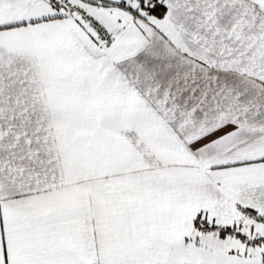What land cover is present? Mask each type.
<instances>
[{
	"label": "snow or ice",
	"instance_id": "1",
	"mask_svg": "<svg viewBox=\"0 0 264 264\" xmlns=\"http://www.w3.org/2000/svg\"><path fill=\"white\" fill-rule=\"evenodd\" d=\"M0 264H264V0H0Z\"/></svg>",
	"mask_w": 264,
	"mask_h": 264
}]
</instances>
